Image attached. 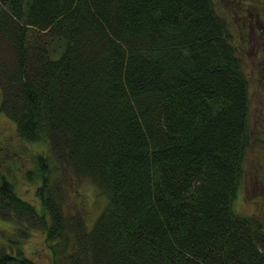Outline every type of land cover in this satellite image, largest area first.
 <instances>
[{"label":"trees","instance_id":"obj_1","mask_svg":"<svg viewBox=\"0 0 264 264\" xmlns=\"http://www.w3.org/2000/svg\"><path fill=\"white\" fill-rule=\"evenodd\" d=\"M249 104L215 0H0V114L48 148L38 208L0 173V264H36L30 228L51 264H264V217L235 208ZM60 170L102 188L90 227Z\"/></svg>","mask_w":264,"mask_h":264},{"label":"rangeland","instance_id":"obj_2","mask_svg":"<svg viewBox=\"0 0 264 264\" xmlns=\"http://www.w3.org/2000/svg\"><path fill=\"white\" fill-rule=\"evenodd\" d=\"M218 13L226 20L232 33L237 53L249 79V127L251 145L246 151L245 178L239 189L235 208L242 214L264 217V0H215ZM254 13V14H253ZM257 15V14H256ZM261 27V28H262ZM259 46V47H258ZM256 47L259 48L258 55ZM47 144L23 142L16 135L15 123L0 114V173L13 181L18 195L39 207L37 177L29 179L26 171L34 168V157L47 153ZM61 209L64 217L80 215L90 227L106 202V197L90 178L73 171H58ZM0 226H7L0 222ZM23 254L36 264H51V252L45 243L44 232L30 228L21 242Z\"/></svg>","mask_w":264,"mask_h":264},{"label":"flooded vegetation","instance_id":"obj_3","mask_svg":"<svg viewBox=\"0 0 264 264\" xmlns=\"http://www.w3.org/2000/svg\"><path fill=\"white\" fill-rule=\"evenodd\" d=\"M258 47H256V54L254 53L255 57H257L256 55H258V52H259V48Z\"/></svg>","mask_w":264,"mask_h":264}]
</instances>
